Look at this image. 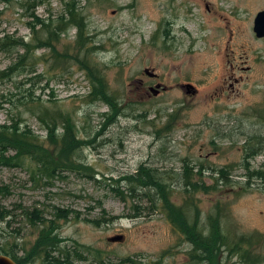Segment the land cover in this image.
<instances>
[{
	"label": "rangeland",
	"instance_id": "1",
	"mask_svg": "<svg viewBox=\"0 0 264 264\" xmlns=\"http://www.w3.org/2000/svg\"><path fill=\"white\" fill-rule=\"evenodd\" d=\"M66 1L0 0V37L32 41L31 15L59 18ZM77 8L90 53L69 28L53 52L35 50L32 66L25 61L3 77L16 53L0 50V125L28 133L53 164L22 157L0 166V245L24 259L51 223L72 264H202L173 230L169 221L180 220L172 206L159 212L142 204L153 209L132 218L125 187L133 186L123 180L145 164L169 177L187 165L194 182L218 179L216 190L186 195L165 179L176 190L171 202L186 204L191 217L197 209L198 228L219 215L232 251L220 248L205 264L264 259V177L251 179L244 167L264 173V38L253 33L264 0H77ZM79 58L104 79L111 107L90 101ZM64 121L76 134L73 151L59 142ZM54 166L60 176L52 178ZM223 169L226 182L219 181ZM115 235L124 240L109 243Z\"/></svg>",
	"mask_w": 264,
	"mask_h": 264
},
{
	"label": "trees",
	"instance_id": "2",
	"mask_svg": "<svg viewBox=\"0 0 264 264\" xmlns=\"http://www.w3.org/2000/svg\"><path fill=\"white\" fill-rule=\"evenodd\" d=\"M23 8V7H21ZM24 16V15H22ZM32 23H28V28L30 32L31 40L24 42L22 38L14 39L12 34H3L0 37V50H15L16 59L12 65L7 69L2 71L1 75L3 77H9L14 72L18 71L25 61H30L28 65L32 66L33 62V52L35 50H49L53 52L55 50V44H58L61 37L66 34L69 28H74L76 30V44L80 48H84L86 44V53H90L94 47H90V40L87 37V31H85L84 19L77 8V0H67L64 4V11L59 18L53 19L52 17L42 18L38 15H31ZM36 45L35 48L31 46ZM89 46V47H88ZM77 65H79L80 70L85 71V76L88 82L93 88L90 93L89 98L91 102L102 101L108 106H112L113 102H109L105 98V94H108L107 85L104 79L96 72L93 65H90L88 61L83 58L75 59ZM27 67H23L21 72ZM31 72V71H30ZM48 125V124H47ZM48 137L51 143H55V125L48 127ZM62 136L59 140L60 145L63 146H75L77 145L76 134L74 133L73 127L64 121V125L61 128ZM37 145H34V140H32L28 133L20 131L19 127L14 125L3 124L0 125V166L9 167L13 164H17L18 159L22 157H29L39 164L53 165L51 160L45 161L44 157L39 154L36 150ZM76 148H72V151ZM71 151V152H72ZM247 170L246 175L251 179H258L264 177V173H258L257 171H252L247 165L244 166ZM192 168L187 165L184 166V174H173L169 177V173L160 172L158 169H151L148 165H142L137 174L130 178L123 179L126 184H131L133 187H125V192L127 194V200H130L131 208L133 211L132 218H140L143 210L149 211L155 208L159 210H164L166 206H172L175 208V213L177 219L180 220L178 223H171L173 230L179 235L185 236L188 242L192 246V251H190L189 256L191 259H198L199 263L205 264L209 262V256H216L219 254L220 248H226L228 252H232L229 249V238L221 232L220 223L218 216L211 215L209 217L207 225L198 228V220L200 221V213L197 209H194L192 217L190 216L189 209L186 204H181L176 206L171 202V197L175 193V189H172L168 181H171L178 188V191L186 195L194 193L209 194L216 190L217 181L211 185H206L202 180L200 182L192 181ZM52 178L60 176V170L56 166L51 168ZM220 182L228 181V172L219 170ZM230 182V181H229ZM119 183L116 182V186ZM111 189L114 190L117 196L121 200L125 199L123 193L119 190V187H115L110 184ZM149 204L152 207L144 208L142 204ZM59 213H63L59 211ZM38 216V215H37ZM5 217V214L0 215V221ZM66 218V215H62ZM117 220L116 218H113ZM178 224V225H177ZM54 227L51 223L48 227H42L39 232L36 241L34 242L29 254L24 259H32L36 256L43 257L47 260V264H72L67 254L62 255V251L58 249L61 240L53 234ZM252 240L250 241V243ZM244 242L241 241V244ZM239 248V247H238ZM240 250V249H239ZM57 253L55 255H51ZM0 254L7 255L11 257L17 264H22V256L18 257L16 252L12 250L7 252V249L0 245ZM248 260V261H246ZM128 260H122L119 263H124ZM252 264H264V259L250 260ZM244 263L249 264V259H244Z\"/></svg>",
	"mask_w": 264,
	"mask_h": 264
},
{
	"label": "water",
	"instance_id": "3",
	"mask_svg": "<svg viewBox=\"0 0 264 264\" xmlns=\"http://www.w3.org/2000/svg\"><path fill=\"white\" fill-rule=\"evenodd\" d=\"M253 33L258 39L264 38V10L260 11L256 14L253 20ZM145 74L150 77H154V74H150L147 70H145ZM160 86L156 85L155 89L152 88L151 92L153 94H157ZM124 240L123 235H115L107 239L109 243H121ZM0 264H17L11 257L7 255L0 254Z\"/></svg>",
	"mask_w": 264,
	"mask_h": 264
},
{
	"label": "flooded vegetation",
	"instance_id": "4",
	"mask_svg": "<svg viewBox=\"0 0 264 264\" xmlns=\"http://www.w3.org/2000/svg\"><path fill=\"white\" fill-rule=\"evenodd\" d=\"M150 89V91L152 90V88L150 87L149 88ZM51 255H55V257H57V253H53V254H51ZM62 255H64V254H62ZM68 255V254H67ZM23 260V263L22 264H26V263H29L30 261H31V259L29 260V259H22ZM47 260L48 259H44V261H45V264H47Z\"/></svg>",
	"mask_w": 264,
	"mask_h": 264
}]
</instances>
